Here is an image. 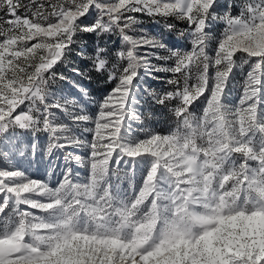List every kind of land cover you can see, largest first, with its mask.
Listing matches in <instances>:
<instances>
[{"label": "snow or ice", "instance_id": "1", "mask_svg": "<svg viewBox=\"0 0 264 264\" xmlns=\"http://www.w3.org/2000/svg\"><path fill=\"white\" fill-rule=\"evenodd\" d=\"M219 7L218 0H0V12L14 17L0 26V159L19 155L28 164L0 167V264H264V0H241L238 15L233 4L222 15ZM134 14L185 21L181 35L191 50L169 47L163 30L136 29ZM217 21L224 28L213 37ZM78 33H95L98 41L118 33L122 45L111 69L106 47L96 45L93 67L107 70L115 86L94 116L49 90ZM140 47L149 51L141 55ZM152 57L174 63L158 66ZM237 57L250 67L238 103L229 106ZM141 69L173 74L167 83L175 91L150 93L159 104L178 101L167 134H133ZM201 99L203 115L195 117L189 106ZM53 109L73 127L57 124ZM81 122L94 125L84 129L90 141L61 135ZM41 123L48 154L72 144L90 149L85 183L74 182L71 167L55 182L29 174L35 161L27 154L39 151ZM125 180L127 188L116 182Z\"/></svg>", "mask_w": 264, "mask_h": 264}, {"label": "rangeland", "instance_id": "2", "mask_svg": "<svg viewBox=\"0 0 264 264\" xmlns=\"http://www.w3.org/2000/svg\"><path fill=\"white\" fill-rule=\"evenodd\" d=\"M38 2L47 3V0H38ZM221 7L217 8L218 14H223L228 11V5L233 4L235 7L231 9L233 15L239 14V4L241 0H218ZM24 5L31 6L32 0H21ZM34 10V9H33ZM26 9L21 8L19 14L24 15ZM139 21V24L135 26L136 29H144L148 33L155 34L158 31H165L168 39L169 47L179 48L187 51L191 50L190 38L187 34L181 35L186 29H189V25L185 21L177 20L174 17L168 18L165 21L161 17H150L146 14H134ZM14 19L9 15L0 12V26L7 28L9 25L7 21ZM95 19V13L86 18H82L84 23H91ZM165 22L174 25L172 31L163 28ZM224 24L222 21H217L214 25L210 26V35L218 37L220 32L223 31ZM130 35H137L138 32L129 30ZM99 42L101 47H106L108 51V69L112 68V64L117 62L115 53L121 49V41L118 33L105 34L99 41L97 40L95 33H78L75 37L74 43L70 46L67 56L62 63H58L54 67L56 75L55 80H50L49 90L56 96H64L68 98H75L83 106V114L94 116L98 111L99 102L107 95L112 87L115 86L114 81L108 80V71L97 72L93 67V57L95 55V48ZM214 43L212 47H214ZM139 54L143 55L149 51L147 47H140ZM160 55H168L167 52H160ZM209 55H213V52L209 50ZM126 64V61L122 62ZM151 63L158 66L170 67L174 61L165 62L163 60H156L155 57L151 58ZM237 65L230 76L228 82L229 99L225 101L229 106H233L238 103L240 95L243 93L244 79L249 71V65L244 64L243 60L237 57ZM138 105L136 107V114L139 116L138 120H129V124L133 131V134L138 138H144L143 131L151 129L153 131L160 132L161 134H167L170 128L175 127L176 117L174 115V109L178 103L176 99L168 100L164 104L157 103L150 93H155L157 96H162L169 91H175V86L167 83L169 79L173 78V74L170 72H153L151 70L141 69ZM77 72L79 74H77ZM213 72L210 69V74ZM63 75L67 77L66 80H61L59 77ZM179 77V74H176ZM195 73H193V79L191 83H195ZM79 84L82 88L87 89L88 96L85 98L82 93L78 92L72 84ZM182 83V81H181ZM50 102V101H49ZM206 101L201 99L195 101L192 106H189L190 112L195 117L203 115V108ZM24 110H27V105L22 106ZM57 116V124H67L69 127L71 121L64 115L59 109H53ZM41 130L36 131L35 139L39 145V151L36 156L33 157L31 150L28 151V159L34 160L31 167L28 168L29 174L34 179H43L49 182H55L58 179H62L60 173L63 169L71 167L73 169V179L77 183H85L89 175V167L85 163L90 155V149L82 145H66L63 148H54L51 154H48L49 134L42 130L43 124L39 126ZM94 125L89 122H81L78 129L69 132L61 133L62 136H72L74 139L80 141H90L91 133L85 132L84 129L93 128ZM32 133L29 132L24 136L26 142H31ZM60 143L66 144V141L61 139ZM79 157L80 160L75 159ZM66 158H69V162L66 164ZM20 161L21 167H28L27 161L23 160L19 155L14 156L11 160L0 159V167H5L9 163ZM53 164L56 165L55 174L50 175L48 168ZM115 167V165H114ZM123 169V166H121ZM120 175H123L121 171ZM122 184V187L127 188V181H116ZM53 186H55L53 184ZM26 207V206H21ZM39 214V210H33Z\"/></svg>", "mask_w": 264, "mask_h": 264}]
</instances>
